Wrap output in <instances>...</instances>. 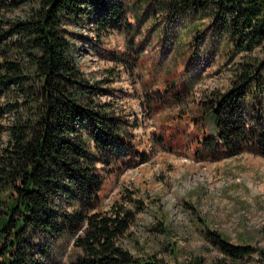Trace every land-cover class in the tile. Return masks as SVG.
Here are the masks:
<instances>
[{
  "label": "trees",
  "instance_id": "obj_1",
  "mask_svg": "<svg viewBox=\"0 0 264 264\" xmlns=\"http://www.w3.org/2000/svg\"><path fill=\"white\" fill-rule=\"evenodd\" d=\"M21 1L31 5L24 16L0 20V101L13 116L0 154V264H49L50 244L65 234L80 251L70 264H167L134 257L119 244L135 211L122 202L96 209L104 184L96 163L144 158L125 139L111 103L97 98L103 82L84 77L63 27L86 19L95 37L128 29L124 6L118 0ZM166 1L169 16L206 13L232 50L264 42V0ZM263 62L243 67L228 90L207 100L198 158L216 161L244 149L264 155ZM206 234L223 255L253 253L208 228Z\"/></svg>",
  "mask_w": 264,
  "mask_h": 264
},
{
  "label": "rangeland",
  "instance_id": "obj_2",
  "mask_svg": "<svg viewBox=\"0 0 264 264\" xmlns=\"http://www.w3.org/2000/svg\"><path fill=\"white\" fill-rule=\"evenodd\" d=\"M118 1L128 29L116 27L95 37L92 21L63 26L71 32L65 36L84 77L103 82L97 98L111 103L125 139L144 158L96 163L104 178L96 209L107 211L122 202L135 211L118 239L134 257L167 264L195 259L264 264V155L244 149L209 161L195 153L207 100L228 90L243 67L264 61V42L252 50H232L229 38L215 35L202 11L169 16L162 7L166 0ZM28 6L0 0V20L21 18ZM261 70L264 75V64ZM260 93L264 106V85ZM8 108L0 101V154L13 119ZM207 228L253 253L239 259L223 255ZM50 246L49 264H70L80 254L67 234Z\"/></svg>",
  "mask_w": 264,
  "mask_h": 264
}]
</instances>
